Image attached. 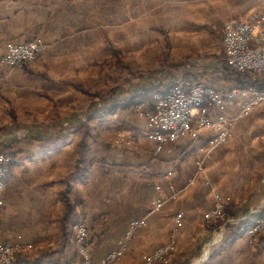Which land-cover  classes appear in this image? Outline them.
Listing matches in <instances>:
<instances>
[{
    "label": "crops",
    "instance_id": "0c3cea01",
    "mask_svg": "<svg viewBox=\"0 0 264 264\" xmlns=\"http://www.w3.org/2000/svg\"><path fill=\"white\" fill-rule=\"evenodd\" d=\"M72 12L73 0H0V54L11 43L41 36L48 45L44 61L66 59L64 46L80 44L79 27L76 20L58 14ZM254 15L236 14L229 20H252ZM214 57L191 60L170 74L143 73L107 95L101 105L88 102L85 116L77 109L70 113L60 124L71 123L75 129L60 138L56 112L46 113L47 122H16L12 117L0 138V152L12 153L1 194L0 242L20 241L26 246L16 264H85L75 242L60 249L66 224L73 234L78 225L72 227V218H63L66 197L71 216L89 227L88 244L96 261L125 244L115 264H140L176 231L177 246L169 264H264V247L256 245L242 225L220 239H213L203 227L215 192L232 197L231 214L242 222L244 216L264 212V103L244 115L240 103L248 98H239L224 112L211 110L212 118L234 120L233 136L225 144L211 145L216 130L201 129L198 140L169 142L160 152L150 138L149 123L137 110L138 104L153 109L155 94L170 89L180 77L227 91L247 84L249 76L232 69L225 53ZM32 77L43 79L44 86L30 83ZM57 82L44 67L0 66V109L29 105L31 95L40 91L49 100L47 93L58 87ZM112 105L114 113L91 118L97 109ZM86 122L96 132L90 129L85 135L79 127ZM24 127L25 134H17ZM236 145L244 147L241 164L245 162L246 168L240 173L247 175L241 181L235 177L237 170L222 167L224 158L236 155ZM198 161L205 165L202 174L197 173ZM158 198L164 203L160 209L155 207ZM179 211L184 218L177 224ZM134 219H144L145 224L126 240ZM255 252L262 253L263 260L257 261Z\"/></svg>",
    "mask_w": 264,
    "mask_h": 264
},
{
    "label": "rangeland",
    "instance_id": "374dc122",
    "mask_svg": "<svg viewBox=\"0 0 264 264\" xmlns=\"http://www.w3.org/2000/svg\"><path fill=\"white\" fill-rule=\"evenodd\" d=\"M263 8L264 0H73V12L58 14V17L68 16L78 22L76 38L80 44L77 48L66 44V59L44 61L42 54L45 49L33 62L16 65L28 66L30 70H38L40 66L52 72L58 78V87L47 93V97L56 104L44 99L43 91H40L31 95L29 105L15 110L1 108L0 138L12 117L16 122H47L45 115L51 111L58 114L60 138L75 129L71 123L60 124L65 122L64 118H69L70 113L77 109L79 116H85L84 108L88 102L93 100L101 105L107 95L139 79L143 73L170 74L191 60L211 61L215 55L223 54L224 27L231 21L229 17L239 14L245 18L249 13L256 15ZM42 80L32 77L30 83L44 86ZM79 128L87 135L92 125L86 122ZM92 130L96 132L94 128ZM17 134H25V127L18 129ZM240 148L244 147L236 145V155L224 158L222 162L223 170H237L234 174L239 181L246 179L247 175L240 173L246 168L245 162L241 164L243 154ZM9 154L12 157V153ZM233 208L231 201L223 219L208 220L205 214L210 209L205 212L203 227L213 239H220L221 234L243 226L249 217H254L244 216L242 222L231 214ZM252 238L256 245L264 247V230ZM72 242H75L73 237ZM255 259L263 260L262 253L255 252Z\"/></svg>",
    "mask_w": 264,
    "mask_h": 264
},
{
    "label": "built area",
    "instance_id": "2783aa9c",
    "mask_svg": "<svg viewBox=\"0 0 264 264\" xmlns=\"http://www.w3.org/2000/svg\"><path fill=\"white\" fill-rule=\"evenodd\" d=\"M224 53L230 67L242 74L253 76L255 80H264V8L252 20H231L225 24L223 36ZM46 49L43 38L37 37L26 42L11 43L5 52L0 54V66H16L33 62ZM239 98H248L242 101V115L248 114L255 106L264 103V87L260 90L250 88H235L227 91L223 88H213L188 78L180 77L173 86L154 96L153 109L144 104H138L137 110L151 127L150 138L156 141V152H160L169 142H176L189 137L198 140L201 129H215L210 144H225L233 136L234 120L221 115L212 118L211 110L221 112L233 105ZM11 155L8 152L0 153V205L4 204L1 194L6 189V174ZM205 171L203 162L198 161L197 173ZM194 180H192L193 182ZM158 188H160L158 186ZM232 197L221 192H215L214 205L205 214L208 220L223 219L227 205ZM161 198L156 199L155 207L163 206ZM248 216L243 229L248 235H255L264 230V212H254ZM184 218V212L175 215L178 224ZM251 221V222H250ZM239 222V220H237ZM145 224L144 219H134L130 222L125 238H133L138 227ZM90 231L85 223L75 227L73 240L85 264H114L123 254L125 244L101 258L94 260L89 242ZM177 232L174 231L169 240L155 248L148 254L142 264H168L177 246ZM264 243V240H263ZM20 241L0 242V264H16L18 254L25 250Z\"/></svg>",
    "mask_w": 264,
    "mask_h": 264
},
{
    "label": "trees",
    "instance_id": "16d2710c",
    "mask_svg": "<svg viewBox=\"0 0 264 264\" xmlns=\"http://www.w3.org/2000/svg\"><path fill=\"white\" fill-rule=\"evenodd\" d=\"M249 76V81L247 80V84L245 83V86L243 88H250V87H253L254 89L256 90H260L264 87V80H255L253 76H250V75H247ZM115 111V108L114 106H106L105 108H102L96 112H94L92 115H91V118L93 117H98V116H101V115H107V114H111V113H114ZM65 202H66V215L64 217L65 218H72L71 221H72V227H74L75 225L79 224L80 223V218L79 217H76V216H71V214L73 213V208L70 206V200L69 198H65L64 199ZM259 216H254V218H257ZM65 223V222H64ZM67 223V222H66ZM65 223V224H66ZM68 225L66 224V226L64 227V230H65V235L61 241V246H60V249L62 251V249L68 247L69 245L72 244V241H71V238H72V235H73V230L72 228L71 229H68L67 227Z\"/></svg>",
    "mask_w": 264,
    "mask_h": 264
}]
</instances>
